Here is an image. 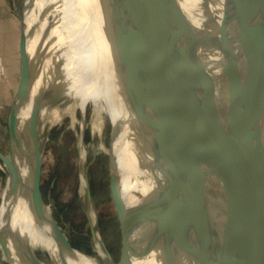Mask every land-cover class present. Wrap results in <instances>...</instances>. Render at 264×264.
<instances>
[{
	"label": "water",
	"instance_id": "95a60500",
	"mask_svg": "<svg viewBox=\"0 0 264 264\" xmlns=\"http://www.w3.org/2000/svg\"><path fill=\"white\" fill-rule=\"evenodd\" d=\"M171 1L175 24L156 18L151 28L133 26L129 19L112 13L111 0H104L111 35L146 49L147 60L157 62L156 85L138 115L152 134L149 147L154 165L167 181L143 204L146 245L128 250L122 233L116 264H133V258L157 248L165 264H187L185 256L198 264H264V236L254 224L249 199L257 106L264 112V0H224L220 24L216 18L210 20L208 33L194 27L181 0ZM27 40L22 18V72L9 115L8 147L0 150L7 172L0 212L6 194L15 192L21 178L17 157L22 156L24 140L18 130V105L28 97L32 81ZM202 52L222 58L210 67ZM186 95L194 105L184 111ZM39 112L40 103L32 111L28 132ZM31 164L32 210L39 219L37 209L47 207L41 191V147ZM111 180L115 201L112 175ZM86 190L90 197L88 179ZM52 231L61 247L73 249L55 216ZM254 231L260 240L258 251ZM92 232L95 238L93 227ZM9 239L28 264H44L28 239L9 225H0V264H11ZM105 249L111 254L106 245Z\"/></svg>",
	"mask_w": 264,
	"mask_h": 264
},
{
	"label": "bare ground",
	"instance_id": "6f19581e",
	"mask_svg": "<svg viewBox=\"0 0 264 264\" xmlns=\"http://www.w3.org/2000/svg\"><path fill=\"white\" fill-rule=\"evenodd\" d=\"M181 4L199 32H210L207 24L213 18H216L217 26L220 24L224 0H181ZM110 7L112 13L129 19L133 26L155 28L157 19L165 24H175L176 11L171 0H111ZM104 11V0H24L22 7L32 81L28 97L18 105V130L24 140L22 156L17 157L21 168L20 183L14 193L5 196L0 225H9L13 232L28 239L32 250L42 256L44 264H116L112 253L105 249L93 207L88 209L91 227L95 231L93 254L74 247H61L52 231L53 210L48 206L39 207V219L32 210L31 160L41 147L45 134L54 125L65 118L74 125L80 111L82 132L78 142L81 158L85 159L83 132L88 104L91 103L93 108L91 123L99 132L103 130L102 113L111 117L113 127L107 147L109 169L113 177L116 212L128 250H140L146 245L148 234L144 232L143 204L167 183L154 165L149 147L150 129L138 115L156 85L157 62L147 60L146 49L115 39L109 31ZM201 54L210 67H216L222 58L213 52ZM184 100V111L191 110L194 102L190 97ZM38 103L39 116L28 132L30 116ZM254 122L261 123L264 128V112L258 106ZM86 173L84 166L81 171L83 188L87 185ZM9 248L11 264H28L11 239ZM183 261L198 264L188 256ZM133 264L165 262L162 251L157 248L145 256L133 258Z\"/></svg>",
	"mask_w": 264,
	"mask_h": 264
},
{
	"label": "rangeland",
	"instance_id": "374dc122",
	"mask_svg": "<svg viewBox=\"0 0 264 264\" xmlns=\"http://www.w3.org/2000/svg\"><path fill=\"white\" fill-rule=\"evenodd\" d=\"M15 3L16 0H9V5L13 9H15ZM23 3L24 0H20L19 7L21 9ZM88 105L84 117L85 130L83 132V144L86 150L85 159L81 158L78 142V137L82 132L80 111L77 115L78 122L74 125H72L69 118H65L61 123L51 127L45 134L41 144L43 154L41 191L46 205L53 210L55 218L63 231H66L65 234L73 247L84 252L87 251L88 254L94 253V237L88 215L89 207H93L97 213V227L101 232L100 235L117 263L122 252V225L111 192L110 156L107 152V147L111 141L112 119L106 112H103V130L99 132L93 128L91 123L93 116L92 104L89 103ZM254 125V138L256 139V143L254 140L255 166L251 173L249 199L254 214V224L264 236V128L261 123H254ZM75 157L79 159L77 158V160ZM105 162L109 164L107 165ZM84 166L89 181L90 197L87 194L86 187L83 188L81 184V171ZM6 177L7 172L2 171L0 168V198ZM253 242L258 251L260 240L256 231H254ZM262 254L264 257V250ZM5 264L10 263L5 262Z\"/></svg>",
	"mask_w": 264,
	"mask_h": 264
},
{
	"label": "crops",
	"instance_id": "0c3cea01",
	"mask_svg": "<svg viewBox=\"0 0 264 264\" xmlns=\"http://www.w3.org/2000/svg\"><path fill=\"white\" fill-rule=\"evenodd\" d=\"M16 0L15 9L9 0H0V150L8 147L10 110L20 83L22 9Z\"/></svg>",
	"mask_w": 264,
	"mask_h": 264
},
{
	"label": "built area",
	"instance_id": "2783aa9c",
	"mask_svg": "<svg viewBox=\"0 0 264 264\" xmlns=\"http://www.w3.org/2000/svg\"><path fill=\"white\" fill-rule=\"evenodd\" d=\"M0 168H1L2 171L6 172V169H5V167H4V165L2 164L1 161H0Z\"/></svg>",
	"mask_w": 264,
	"mask_h": 264
}]
</instances>
